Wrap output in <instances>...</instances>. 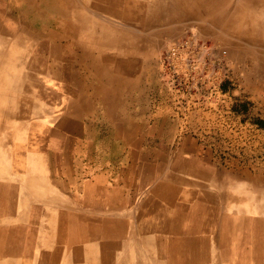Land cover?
Returning a JSON list of instances; mask_svg holds the SVG:
<instances>
[{
	"label": "rangeland",
	"instance_id": "1",
	"mask_svg": "<svg viewBox=\"0 0 264 264\" xmlns=\"http://www.w3.org/2000/svg\"><path fill=\"white\" fill-rule=\"evenodd\" d=\"M164 1L172 6L170 7L172 13L166 11L167 13L161 14L160 17L147 16L145 26L125 21L117 16L107 18L102 16L107 25H110L108 23L110 20L126 25L132 31L131 34L136 39L135 49L127 48L129 47L127 43L120 45L122 50L119 58L127 55L134 58L136 87L147 89L153 110L162 111L166 122L158 128L144 124L136 130V136L145 142L136 144L137 151L146 153L149 160L139 159L134 171H119L117 185L124 189H136L134 186L140 181L139 177H143L142 181L145 184L151 185L152 181H148V172L161 178L170 174L175 176L174 179L183 180L185 184H179L183 188L198 191L202 196L201 200L204 201L200 205H195L193 200L177 198L173 208L169 207L167 210L181 225L185 226L186 223L195 220L197 225L192 227L194 231L201 229L204 231V227L211 223V217L205 216L208 208L221 209L224 206L219 215L234 216L236 219L262 218V248H251L249 241V246L246 241H239L237 245L230 241V249L224 251V256L223 252L218 250L217 253L220 255L215 259L219 264H264V15L262 18L258 16V11L264 12V0L261 4L259 0H205L204 4H201L203 7L200 12H192L198 5V0ZM17 2L18 0H0V200H4V206H1L0 201V217L4 218L5 227L8 228L7 237L10 240H14V237L17 240L19 237L22 245L21 256L7 254L5 264H88L83 255H76L75 247L66 246L60 240L56 242L55 247H61V253L51 250V246L49 248L44 246L52 244L58 237L57 231H54L55 226L47 222L48 214L55 215L57 210H65L63 207L53 208L44 201V198L53 192H49L53 180L65 181V176H61L62 164L55 162L56 158L52 160L53 153L58 156L57 161L63 155L70 156L77 176L78 172L82 174L89 170L98 172L100 165L109 167L121 165L129 160L131 155L113 138L110 124L108 125L101 117L98 103L91 96V77L81 64L62 57L53 59L54 63L51 64L53 70H45V65L32 63L37 50L45 54L49 60L52 58L47 54L44 44L40 42L42 40L38 33V29L47 22L37 19L29 7L24 12L17 7L12 8ZM183 4L187 6L190 4L193 9L183 10L186 8ZM3 21L16 29L23 28L31 32H27V37L22 41H15L13 36L17 32L11 35L4 34ZM190 28H195L211 44L228 51L229 76L221 81L219 89L208 90L207 94L204 91L197 93L191 104L184 105L180 102L179 106L177 90L163 77L160 55L167 42L178 38ZM3 37H6L5 41ZM36 43L42 50L33 48ZM60 50L64 54L70 52L66 46H61ZM70 74L82 81L83 92L86 95L81 106L84 111L82 110L79 115L72 109L66 114L61 113L70 99L73 101V98H77L75 81L71 78H68V81L66 78ZM17 75H22L23 86H17L20 84ZM124 83L126 84V81ZM124 83L119 88L123 96L126 94ZM40 84L50 85L57 93L51 96L38 94L35 89ZM63 84L67 85L66 90L61 88ZM148 90H151V95ZM122 102L124 105L125 98H122ZM86 108L90 109V114L85 113ZM120 109L124 112V106ZM62 117L64 119L68 117L71 130L60 128L59 139L50 144L46 129L59 126L58 122ZM105 127H108L107 131ZM99 152L103 153L101 159L97 158ZM180 153L187 164H190L189 160L193 158L200 159V171L191 167L179 169L175 161ZM157 157L165 158L164 177L160 174L162 168L157 163ZM112 173L116 175L113 170ZM36 175L37 178L34 177ZM108 175L112 174L108 172L104 176ZM198 181L200 185H195L199 183ZM113 182L107 179L109 186L114 184ZM75 184V181L67 182L66 192L76 197L83 196L82 192L73 191L76 188ZM55 187L53 193L63 191ZM147 192L143 193L140 202L149 198ZM134 194L135 199L141 195L137 191ZM207 194H213L214 201L220 202L217 204L211 201ZM116 196L120 201L121 197H126L127 194L119 192ZM133 199L131 198L130 211L134 218L137 211L138 221L133 220L132 225L134 232L139 231L143 240L131 241L130 237H127L123 240L121 249L111 250V253L105 247L101 248L98 264L99 261L112 259L116 264H142L141 261L138 263L144 255L142 252H146L148 256L144 264H159L162 259H165V264L207 263L204 256L206 244L204 241L196 240L194 235L191 238L178 239L162 231L155 232L152 240L143 234L139 228L140 215L148 208H142L139 202L132 204ZM158 203H164V200L160 199ZM87 211L89 213L90 210ZM134 221L138 223H133ZM163 236L168 238L166 247L162 246L161 241L156 240ZM111 242L107 240L101 243L109 245ZM158 250L163 251L166 256L163 258Z\"/></svg>",
	"mask_w": 264,
	"mask_h": 264
},
{
	"label": "bare ground",
	"instance_id": "2",
	"mask_svg": "<svg viewBox=\"0 0 264 264\" xmlns=\"http://www.w3.org/2000/svg\"><path fill=\"white\" fill-rule=\"evenodd\" d=\"M165 2L166 1L164 0H18L16 4L14 3L13 6L11 5L12 8L17 7L18 9H20V11L23 12L27 10V8L29 7L35 13V17L37 19L44 20L47 22L40 29H38V33L40 35V39L42 40L40 42L44 44V47L47 49V54H50L52 60L51 59L49 60L45 54L38 52L37 49L38 48L41 49V47H39V45L36 43L35 45H33V48H36L37 51H36V55L33 58L32 63L34 65H45V70L46 69L53 70L51 69V66L54 63L53 59H60L62 57H67L71 59V61H76L78 65L81 64L84 70L87 73H89L88 76L91 77V85H90L91 96H93L98 103L99 113L101 114V117L108 122V125L110 124V127L112 128L114 134V137L113 136L112 137L115 138L117 141H119L120 146L124 149H127V151H129V154L131 155L129 157V160L124 161L125 163L123 162L121 165L115 164L113 166L111 165L110 167L109 165L107 166L100 165V169L98 172H96L95 170L93 172L91 170L85 171L83 174L81 172H78V176H77V173L75 174L76 168H74L75 166L72 165L70 156L63 155L57 161L58 156H56L53 153L52 160H55L56 158L55 162L57 163L59 162L62 164L61 170L63 173H61V176L62 175L65 176V181H63L62 184H57V187L63 190L62 192L59 193H53L55 192L54 190L55 187L53 183L49 182L50 183L49 192L53 191L52 192L53 194L51 193L47 197H45L44 201L47 202L48 204H51L53 208L57 206V207H63L65 210L58 208L59 210H57L56 212L57 214L55 215L48 214L49 216L47 222L52 226L53 225L55 226L54 231L55 230L57 231L58 237L57 240L52 244L48 243L49 245H44L46 246V248H49V246H51L52 247L51 250H57L60 251L61 253L62 252L61 247H55L56 242L60 240L61 243L65 244L66 246L68 245L75 247L76 255H83L88 261V264H91L92 262L98 264V260H99L98 255L100 254L99 251L101 248L105 247L109 253H111V250L112 251H116L117 249L120 250L121 246L124 244L123 240H125L127 237L133 236L135 233L132 225V221L136 220V218L132 216L130 211L132 197L131 196L121 197L120 201L118 198H116L117 197L116 195L119 194V192L125 194L124 192L125 189L117 185L116 178L118 176L119 171L122 172L134 171V169L138 164L139 155H137L138 154L137 145L136 143H134V139L137 134L131 122L127 121V118L125 117L122 111H119V107L121 106L122 101H120V97H118L119 95H117L116 93L117 90L115 89L114 81L118 73L120 72L123 73L127 69V65L118 59L119 53H121L122 50L120 45L127 43V45L129 46L127 48L134 50L136 39L135 36L131 34L132 31L128 28V26L126 25L123 26V24H117L110 20L108 22L110 23V25H107L106 23H104L105 20L104 18H102V16L106 18L108 16H113V17L117 16L125 21H131L133 23L137 22L139 23V25L145 26V24L147 23V19H146L147 16L148 18L160 17L161 14L167 13L166 11L168 12L171 11L169 14L172 13V10L170 8L172 6H170L168 2L166 3ZM204 2L205 0H198V5L194 9L190 7V4L189 6L183 4L184 5L183 7H186L183 9L186 10L193 9L192 12L193 11L200 12L202 11V7H203L202 5L204 4ZM258 2L259 4H261L262 0H259ZM5 8L8 9V7ZM47 10L49 11V13H45V11ZM262 15H264V12L258 11L259 18H262ZM2 27H4V34L11 35L13 32L15 31L17 32V34H14L13 36L15 41H19V40L22 41V39L27 37V32H31L23 28L16 29L10 23L4 21L2 23ZM5 38L6 37H3L2 39L5 41ZM61 46H66L67 50L70 49V52H66L64 54L62 50L59 51ZM46 65H50V66H46ZM135 65L136 64H134V66ZM42 76L44 77V75ZM17 78L20 84L19 85L16 84V85L23 86L24 79L22 80V75H17ZM66 78L68 81H69L68 78H71L72 81H75L76 87L74 89H77V98H73V101L72 99H70L68 103L63 107L61 113L66 114L69 109H72L73 111L75 110L76 113L79 115L80 112L83 110V108L81 107L85 101L83 98L84 96L86 97L85 93L83 92L82 81L77 79V77L73 74H70V76ZM36 79L37 78H35V80ZM53 84L55 83H52V85ZM117 84H118V80H117ZM66 86L67 85L63 84L61 88L66 90ZM35 91L38 94H44L46 96H51L52 94L57 93V92L55 93V89L48 84L37 85ZM85 113L90 114L91 113L90 109L87 110L86 108ZM63 117L58 122V124H60L59 126L56 125L46 129V131L48 132V143L52 144L54 141L59 139V136L61 135L59 131L60 128L69 131L71 130V123L68 117H65V119ZM96 119L98 118L96 117ZM107 128L105 131H107ZM88 129H90V127ZM104 137L106 136L104 135ZM19 146L21 148V145ZM20 148H18V150ZM102 154L103 153L99 152L97 154V158L101 159ZM181 155L182 154L178 155L175 161L179 169H187L188 167H191L196 171H200V163H201L200 159L193 158L189 160L190 164H187L185 161H183ZM112 170L116 175L112 173ZM108 172L111 173L112 175L111 176L108 175V177H105L104 175L106 173L108 174ZM205 173H209V172H205ZM213 173L214 172H211L209 174H213ZM94 174H98V175L100 174L103 177V179L101 176H100L101 180L98 177L95 178ZM34 177L37 178L38 176L36 175ZM174 177L168 174L165 178H161V176L159 175L153 176L151 172L150 173L148 172V181L149 182L152 181V184L151 185H149V183L148 185L145 184L142 181L143 177L142 178L139 177L140 181H138V183L135 184L134 186L137 189V193L142 194L145 191H148L147 193L149 194V198H146L142 200V202H139V205L142 208H146V207L148 208L147 211L143 210V213L140 215L139 228L143 234H145L148 237H151V239H153L154 237L153 235H155V232H162V231H165L166 233H170L178 239L182 237H186V239L188 237L191 238V236L193 235L195 236V238H199L197 233L200 231H194V229L192 228L194 225H197L195 220H192L190 223L189 222L186 223L185 226L183 224L181 225L179 222H177L175 216L167 210V208L169 207L173 208V204L177 200V198L193 200L195 205H200L204 200H201L202 196L198 191L194 189H189L188 187L183 188L179 184V183L185 184L183 183V180L179 178L174 179ZM107 179L113 180L114 184L109 186L107 184ZM71 181L76 182L75 184L76 188L73 191L75 192L80 191L82 192L83 196L76 197L73 194H68L66 192L67 182L69 183ZM174 181H176V183ZM197 184L200 185V182L196 183L195 185ZM25 193L26 192L24 191V195ZM207 197L211 201H214L215 196L213 194H207ZM160 199H163L164 203H158V200ZM214 202L218 204L220 201L216 200ZM95 204H97V206H95ZM183 205L187 206V204H183ZM88 209L90 210L89 212H91L92 215H88V214L86 215ZM95 209L98 210L95 211ZM194 209H192L193 212ZM232 220H234V216L228 217V223H231ZM7 229L8 228L6 227V235H7ZM107 240H111L112 241L111 244L104 245L101 243L102 241L106 242ZM8 245H9V239L7 240V248ZM102 262L103 264H116V261L114 259H112L111 261H99V264H101Z\"/></svg>",
	"mask_w": 264,
	"mask_h": 264
},
{
	"label": "crops",
	"instance_id": "3",
	"mask_svg": "<svg viewBox=\"0 0 264 264\" xmlns=\"http://www.w3.org/2000/svg\"><path fill=\"white\" fill-rule=\"evenodd\" d=\"M180 10H182V8H180ZM180 14L182 15L183 13H180ZM118 59L127 65L126 71L123 73L122 72L118 73L117 77L114 81V86H115V89L117 90L116 93H117V95H119L118 97H120V101H122L123 97L125 98V104L122 105L123 102H121V106L119 107V111H121L120 108L124 106L123 114L127 118V121L131 122V124L135 128V130L144 126V124H146L145 126H151L154 128H158L160 125L165 124L166 123L164 120L165 116L162 113V111L153 110L152 100H151V97L149 98V95L147 94V89L144 87H142V88L136 87V82L134 79V72L135 71H134V67H133V64H135L134 58L132 56L127 55V56H124L122 58L120 57ZM130 61H132L133 63ZM123 75L125 77L127 76L128 78L127 77L125 78ZM117 80H118V84H117ZM125 81L127 84L124 83ZM123 83L126 85V95H124V96H123V93L121 92L122 90L119 89L123 85ZM150 91L148 90V92H150ZM150 95H151V92H150ZM128 112H130V113H128ZM137 139H139V140H137ZM141 139L142 138H139L136 136L134 139V143L144 144L145 142L140 141ZM182 152H186V151H182ZM137 155H139L140 160H143V161L149 160V159H147V157H148L147 154L144 152H139ZM153 159H155V158H153ZM157 163L159 164V166L161 165V168H162V171L160 172V174L165 175L166 174V169L164 167L165 166V158L157 157ZM94 175H95V178L98 177L101 180L100 174L99 175L94 174ZM63 181L64 180H62V179L61 180L55 179V180H53L52 183L55 187V186H57V184H62ZM57 189H60V188H57ZM136 191H137V189H134V188H131L130 190L125 189V191H124L125 193H127V197L129 195H131V197L134 198L132 204L140 202L142 199V196H143V193L142 194L140 193L141 195H138L135 199L134 193ZM0 201H1V206H4V200L1 199ZM95 206H97V204H95ZM222 207H224V206H222ZM222 207H221V209H222ZM221 209H219V208H216V209L208 208L206 210L205 216L211 217L212 221L210 224L208 223L207 226L204 227V231L201 229L200 232L197 233L199 238H196V240L204 241L206 244V250L204 252V256H205L206 262H207L206 264H219V262L216 261V259H215L216 256L220 255V253L218 254L217 251L221 250L223 252V254H222V252H221V254H222V256H224V251L226 249H230V241L234 242V245H237L239 241H242V242L246 241L247 246H249V243H248V241H249V242H251L250 243L251 248H253V249L254 248H262V243H261V241H262V225H263L262 218H260V217L256 218L255 217V218H249L247 220H246V218H243V219L234 218V220H232L231 223L229 224L228 223V217L229 216L227 217L226 215H221V216L219 215V211H221ZM96 210H98V209H95V211ZM90 213L91 212L86 213V215L90 214ZM135 216H136V220H137L138 218L136 215V211H135ZM246 221H248V222H246ZM133 223H138V222L134 221ZM5 226H6V224H5L4 218L0 217V264H5L7 254L11 255V256H15V257L21 256L20 250H22L20 238L18 237L16 240V238L14 237V240H10L6 235V227ZM8 239H9V245L7 248V240ZM130 240L131 241H141V240H143V238L141 237V235L138 232H136L135 235L130 237ZM152 240H154V238ZM156 240L161 241L163 244L162 246L166 247V242L168 240L167 237H164V236L159 237ZM15 244H17V245H15ZM16 248H18V249H16ZM7 251H9V252L7 253ZM142 253L144 254V255H142L143 256L142 260H138V262L141 261L142 264H144L145 258L148 256H147L146 252H142ZM159 254L162 255V257L166 256L163 251H159ZM151 255H153V253H151ZM164 260L165 259H162L159 264H165Z\"/></svg>",
	"mask_w": 264,
	"mask_h": 264
},
{
	"label": "built area",
	"instance_id": "4",
	"mask_svg": "<svg viewBox=\"0 0 264 264\" xmlns=\"http://www.w3.org/2000/svg\"><path fill=\"white\" fill-rule=\"evenodd\" d=\"M160 59L163 77L179 94V106L191 104L197 93L219 89L229 76L228 51L211 44L195 28L167 42Z\"/></svg>",
	"mask_w": 264,
	"mask_h": 264
}]
</instances>
